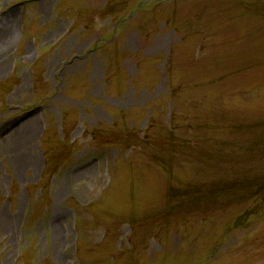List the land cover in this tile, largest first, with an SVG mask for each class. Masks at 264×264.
Returning <instances> with one entry per match:
<instances>
[{"label":"rangeland","instance_id":"rangeland-1","mask_svg":"<svg viewBox=\"0 0 264 264\" xmlns=\"http://www.w3.org/2000/svg\"><path fill=\"white\" fill-rule=\"evenodd\" d=\"M0 264H264V0H0Z\"/></svg>","mask_w":264,"mask_h":264}]
</instances>
